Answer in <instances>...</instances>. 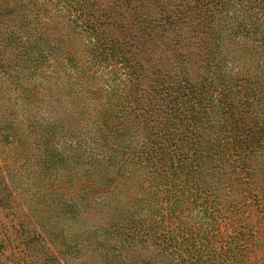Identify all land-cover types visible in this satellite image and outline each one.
<instances>
[{
	"label": "trees",
	"instance_id": "trees-1",
	"mask_svg": "<svg viewBox=\"0 0 264 264\" xmlns=\"http://www.w3.org/2000/svg\"><path fill=\"white\" fill-rule=\"evenodd\" d=\"M17 2L4 43L77 122L66 134L87 193L112 189L121 249L264 264V0Z\"/></svg>",
	"mask_w": 264,
	"mask_h": 264
},
{
	"label": "rangeland",
	"instance_id": "rangeland-1",
	"mask_svg": "<svg viewBox=\"0 0 264 264\" xmlns=\"http://www.w3.org/2000/svg\"><path fill=\"white\" fill-rule=\"evenodd\" d=\"M17 4L0 0V264H151L145 248L140 254L117 242L112 189L87 193L86 167L70 145L76 137L66 134L77 122L56 100L51 78L26 68L24 52L4 43L10 9L24 13ZM127 5L116 3L120 18ZM162 56L160 50L156 60ZM198 58L192 56L195 75L203 72Z\"/></svg>",
	"mask_w": 264,
	"mask_h": 264
}]
</instances>
